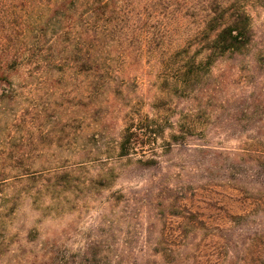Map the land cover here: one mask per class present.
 Returning <instances> with one entry per match:
<instances>
[{"label": "rangeland", "instance_id": "1", "mask_svg": "<svg viewBox=\"0 0 264 264\" xmlns=\"http://www.w3.org/2000/svg\"><path fill=\"white\" fill-rule=\"evenodd\" d=\"M247 10L250 47L219 59L190 92L173 94L164 137L144 147L156 150L154 164L142 151L110 161L106 151L119 141L131 106L157 117L155 97L169 96L162 58L140 54L125 63L113 55L117 79L97 99L90 72L62 77L54 61L59 48L45 49L41 65L13 77L17 95L0 108L7 140L41 150L24 157L38 166L30 175L0 188V264H264V0H250ZM182 34L174 30L173 40ZM89 54L77 47L68 63ZM187 112L199 123L197 134L171 141ZM82 146L96 155L81 158ZM57 166L67 169L53 174ZM110 168L112 187L91 182ZM192 205L209 227L195 236L181 228L188 223L182 209ZM163 224L174 231L160 245Z\"/></svg>", "mask_w": 264, "mask_h": 264}, {"label": "trees", "instance_id": "2", "mask_svg": "<svg viewBox=\"0 0 264 264\" xmlns=\"http://www.w3.org/2000/svg\"><path fill=\"white\" fill-rule=\"evenodd\" d=\"M150 1L147 7H136L130 0H0V108H6L17 95L13 77L30 63L41 65L42 53L48 48L61 50L54 61L60 63H55V67H62L59 70L62 77L74 78L77 72L92 74L90 94L96 99L105 96L117 79V72L112 67L113 57H116L113 55H118L125 63L140 54L162 58L161 64L167 70L164 81L168 85V91L162 92L169 96L155 97L153 108L158 112L157 117L145 114L141 106L139 109V103L131 106L124 115L125 127L119 141L106 151L109 161L131 158L142 151L143 156L150 155L146 163H157L156 150L147 152L144 147L146 141L155 144L158 138L164 137L165 113H170L172 107L170 98L179 90L190 92L192 83L200 80L219 59L245 52L254 40V32L247 10L250 0ZM22 11L26 12L25 18ZM23 26L27 30L24 37ZM50 30L55 36L52 40L47 39ZM172 30H183V34L173 40ZM77 47L83 56L88 50L89 58L69 64ZM22 113L19 122H23L28 114L27 110ZM37 116H40L39 112ZM183 119L175 125L177 128L170 136L171 141H178L180 134H197L199 123L193 113L187 112ZM1 121L2 116L0 188L14 176L30 175L37 165L24 157L27 152L41 150L37 146L29 149L10 145L7 140L10 134L6 131L8 122L4 123L7 127H3ZM68 126L66 122L64 129ZM141 144L144 146L139 149ZM79 154L86 161L96 155L84 147L79 148ZM79 163L84 165L86 162ZM66 169V166H57L51 172L58 174ZM113 173L111 168L99 172L91 182L97 187L110 188L116 178ZM199 208L192 205L182 209L183 216L180 217L188 223L181 224V228L187 235L195 236L209 228L203 224L204 214ZM173 231L168 224H163L159 244L168 242L166 239ZM0 243L4 246V242ZM3 246L0 244V248Z\"/></svg>", "mask_w": 264, "mask_h": 264}]
</instances>
